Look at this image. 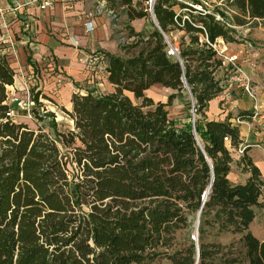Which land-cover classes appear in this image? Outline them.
Here are the masks:
<instances>
[{"label":"trees","instance_id":"16d2710c","mask_svg":"<svg viewBox=\"0 0 264 264\" xmlns=\"http://www.w3.org/2000/svg\"><path fill=\"white\" fill-rule=\"evenodd\" d=\"M219 1L217 13L234 26L264 23V0ZM175 5L158 0L155 16L167 36L185 33L179 59L159 31L128 58L106 54L114 91L74 94L71 111L59 108L72 123L66 131L41 99L53 101L34 88L35 128L8 115L17 110L7 92L15 72L0 45V264H196L195 241L188 235L182 243L178 233L191 230L201 209L199 264H264V240L251 231L264 211V177L246 149L238 167L250 177L233 184L229 146L242 144L240 129L205 121L224 90L216 78L223 60L209 43H240L238 32L214 15L191 14L181 28ZM157 85L185 98L187 119L170 117L175 94L168 103L146 95ZM251 120L253 113L237 118Z\"/></svg>","mask_w":264,"mask_h":264},{"label":"crops","instance_id":"0c3cea01","mask_svg":"<svg viewBox=\"0 0 264 264\" xmlns=\"http://www.w3.org/2000/svg\"><path fill=\"white\" fill-rule=\"evenodd\" d=\"M195 1L197 4L207 1L213 14H218L216 8L224 10L219 0ZM176 3L178 5L173 7L174 12L177 16L184 15L179 5L182 3ZM100 6L104 7L101 14L98 11ZM8 9L9 1L0 0V10L5 12L7 25L5 27L0 18V41L11 40L14 43V51L10 52L8 43L0 42V45L6 46L3 53L8 52L9 62L15 72L14 84L7 87L10 103L22 94L27 97L28 92L34 88L50 98L60 97V107L71 111L74 94L96 92L104 84L107 92L112 93L114 88L108 83L106 54L128 58L139 52L137 45L142 46L154 31H162L157 19L161 31L145 12L142 0H59L51 10L41 11L34 7L17 15H12ZM108 10L118 14V24L124 30L126 42H121V30L116 28L115 21L108 16ZM138 14L143 15L135 17ZM131 15L134 18L131 19ZM227 15L229 21L224 20L233 25L232 16ZM87 22L93 23V32L86 31ZM236 27L240 43L229 44L219 38L216 42L217 50L224 51L228 57L235 54L240 57L239 64L256 94V100L245 91L242 79L223 63L216 78L224 90L209 103L205 121H229L239 127L242 144L238 149L229 146L234 163L228 176L233 184L238 185L246 183L250 177L238 167L243 156L240 150L244 152L247 149V155L264 177V50L254 48L245 39L251 31L249 24ZM184 34L174 29L169 36L165 35L179 46V40ZM201 41H206V38L202 36ZM154 87L165 89L159 85ZM255 106L258 112H254ZM241 113H253L255 118L238 122ZM20 118L24 120L19 123L30 126L33 122L25 112Z\"/></svg>","mask_w":264,"mask_h":264},{"label":"built area","instance_id":"2783aa9c","mask_svg":"<svg viewBox=\"0 0 264 264\" xmlns=\"http://www.w3.org/2000/svg\"><path fill=\"white\" fill-rule=\"evenodd\" d=\"M8 1H9L8 12L11 13L12 15H17L19 13L25 12L31 8H34V7L38 8L41 11L51 10V9L55 8V6L59 0H8ZM61 1L62 2H73V1H79V0H61ZM174 1L182 3L188 7L187 9H182V12L184 13V15H183V19H182L181 24L177 21L178 16L175 19L177 25L181 28L184 26L185 21L191 22L190 15L193 14V15H203V16L214 15L218 21L224 23L228 28L237 30L236 26L230 24L229 22H226L221 17V15L213 14L212 11L209 9V4L207 1L202 2V4H197V3H194L190 0H174ZM142 2H143L145 12L149 15L150 19L153 21L155 26L160 30V28L157 24V21H156V16H155V6H156V3L158 2V0H142ZM134 7H136V4L134 5ZM102 9H104V7L100 6V8L98 9L99 14L102 13ZM107 14L112 20L115 21L116 28L121 30V42L122 43L126 42V35L124 33V30H122L120 28V25L118 24V20H119L118 14L113 10H108ZM4 16H5L4 10H0L1 21H2L3 25L6 27L7 25H6ZM90 16L92 17V15H90ZM85 28H86L87 32H93V30H94L93 23L92 22L85 23ZM161 33L163 34L165 42L168 45V55L179 59V46H178V44H176L175 42L172 43L171 40L162 31H161ZM0 42H2V43L4 42L6 44L8 43V50H10V52L14 51L13 41L12 42H11V40L5 41L2 39ZM205 42L209 43L207 40ZM74 43L76 44V42H74ZM209 45L217 51L218 56L223 60V63L226 66H228V68H231V70L234 73H236L240 77V79H242V83H244L245 91L248 93V95L251 98L256 100V94L253 92L251 85H250L248 79L244 76L243 69H242L241 65L239 64L240 57L237 54L228 57V56L224 55V51H218L217 50L216 44H210L209 43ZM12 103L17 104V110L16 111L25 112L31 118V111L36 106L35 102L31 98V92H28L26 99H24V100L13 99ZM16 111L13 110L8 115L11 118H15L16 117ZM254 112H258V107H256V106L254 107ZM192 115H193L192 124L194 126L195 121H196L194 104H192ZM254 118H255V115L253 114V119ZM225 142L229 143L230 142L229 138H225ZM240 153H243L242 150H240Z\"/></svg>","mask_w":264,"mask_h":264},{"label":"rangeland","instance_id":"374dc122","mask_svg":"<svg viewBox=\"0 0 264 264\" xmlns=\"http://www.w3.org/2000/svg\"><path fill=\"white\" fill-rule=\"evenodd\" d=\"M176 36V35H175ZM178 38V37H177ZM245 39L251 44V41L255 44V48L256 49H262L264 50V23H260L257 24L255 27L251 28V31L249 32V34L246 35ZM106 85L104 84L103 87H101L99 89V91H96V94H108L109 92H107L106 90ZM175 94L176 98L173 100L171 106L167 107V110L169 111L170 117L175 119V120H183V119H187V113L185 112V98L181 95H177L176 92H173L172 90H168V89H161L158 87H153L151 88L146 95L150 98H152L155 102H163V103H168L169 102V98L171 95ZM186 96L188 97V100H190V95L188 93V90L186 91ZM50 98V97H49ZM54 98V97H53ZM50 98V100H52L53 102H55V104H57V106L48 100L45 99H41V102L44 104V106L46 107V109L53 111L55 113H57V123L59 124V127L62 131H66L68 129V127H70L72 124L70 122L69 117L59 108H61L60 106H62L61 103V98L60 97H55V99ZM17 99L19 100H24L26 99V95L22 94L21 96H19ZM134 102L136 104H140L139 101L134 100ZM15 106L17 104H14ZM192 109V108H191ZM22 111H16V121L20 122L23 121V118H20V116H22ZM190 115H191V122H192V110H190ZM196 118V116H195ZM29 121V120H28ZM30 127L35 128V124L34 122L30 123ZM257 216L256 219L254 221V223L251 225V231L253 232V234L259 239H264V211L263 210H257ZM196 221H197V216L196 218H194L191 230H182L178 233V238L180 239V241L182 243L185 242V238L189 235V238L191 240H194V236H195V231H196ZM231 238L230 237H224L221 238V240L223 242H227L229 241Z\"/></svg>","mask_w":264,"mask_h":264},{"label":"water","instance_id":"95a60500","mask_svg":"<svg viewBox=\"0 0 264 264\" xmlns=\"http://www.w3.org/2000/svg\"><path fill=\"white\" fill-rule=\"evenodd\" d=\"M184 82H185V79H184ZM185 86H186V89L188 90V87H187L186 82H185ZM188 92H189V90H188ZM189 94H190V92H189ZM213 181H214V177H212L211 183H210L208 189L206 190V192H205L204 195H203V205L205 204L207 198L209 197V194H210V192H211V187H212V183H213ZM202 208H203V206H202ZM201 210H202V209H201ZM201 210H200V212H199L198 215H197L196 231H195L196 233H195V236H194V241H195V244H196V246H197V248H198V257H197V259H196V264H199L198 229H199V223H200Z\"/></svg>","mask_w":264,"mask_h":264}]
</instances>
